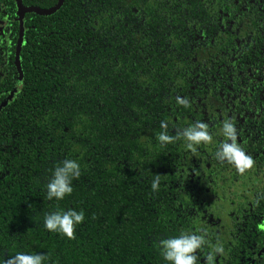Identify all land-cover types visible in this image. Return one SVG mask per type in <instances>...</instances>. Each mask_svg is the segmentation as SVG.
Segmentation results:
<instances>
[{
    "label": "trees",
    "instance_id": "trees-1",
    "mask_svg": "<svg viewBox=\"0 0 264 264\" xmlns=\"http://www.w3.org/2000/svg\"><path fill=\"white\" fill-rule=\"evenodd\" d=\"M16 18L0 0V264H169L159 240L201 228L224 245L215 264H264V0H62L23 14L20 74ZM225 119L256 162L243 175L214 158ZM162 120L170 135L205 122L213 143L162 147ZM66 159L81 176L48 200ZM69 209L85 217L75 239L44 228Z\"/></svg>",
    "mask_w": 264,
    "mask_h": 264
},
{
    "label": "clouds",
    "instance_id": "clouds-1",
    "mask_svg": "<svg viewBox=\"0 0 264 264\" xmlns=\"http://www.w3.org/2000/svg\"><path fill=\"white\" fill-rule=\"evenodd\" d=\"M176 103L184 108H190V101L185 97H176ZM161 131L156 136L158 143L164 147L183 140L187 150L195 153L198 145L213 143V135L209 132V125L196 121L183 129H177L175 135H170L167 121L160 122ZM217 135L224 139L219 143L214 153V158L220 163H227L235 168L240 175L250 171L255 166V160L248 155L244 148L237 142V129L231 119L222 122ZM81 176L80 164L74 159H66L57 165L46 184V197L48 200H63L73 192L72 182ZM162 175L155 174L151 181V190L159 191ZM259 203V201H257ZM83 211L67 210L55 211L45 214L44 228L53 233H58L69 240L75 239L76 226L84 221ZM209 246L205 256V264H215L216 256H224V245L217 240L211 244L206 229L192 232H181L178 236L160 239L158 247L164 261L169 264H198L196 253ZM48 259L46 254H26L17 252L3 261V264H45Z\"/></svg>",
    "mask_w": 264,
    "mask_h": 264
},
{
    "label": "water",
    "instance_id": "water-1",
    "mask_svg": "<svg viewBox=\"0 0 264 264\" xmlns=\"http://www.w3.org/2000/svg\"><path fill=\"white\" fill-rule=\"evenodd\" d=\"M61 2H62V0H57V2L50 8L38 9V8H33V7H23L20 3V0H14L15 8H16V14H17L16 19H17L18 24H19L18 25V36H17V40H16L15 53H14V64H15V68H16V71L18 74H20V72H19V66H18V61H17V54H18V49H19V45H20V41H21V19H22L23 14L24 13H34V14L39 15V16L50 15L60 7ZM12 93H13V91H12ZM6 102H7V100H5V102L2 105H4ZM263 252H264V250H263Z\"/></svg>",
    "mask_w": 264,
    "mask_h": 264
}]
</instances>
